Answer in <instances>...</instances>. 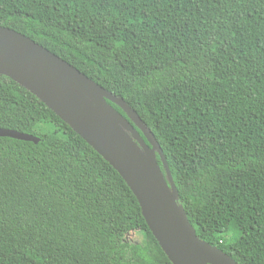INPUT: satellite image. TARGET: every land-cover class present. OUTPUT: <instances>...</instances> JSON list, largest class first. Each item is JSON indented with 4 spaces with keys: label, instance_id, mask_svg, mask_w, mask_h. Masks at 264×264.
Segmentation results:
<instances>
[{
    "label": "trees",
    "instance_id": "1",
    "mask_svg": "<svg viewBox=\"0 0 264 264\" xmlns=\"http://www.w3.org/2000/svg\"><path fill=\"white\" fill-rule=\"evenodd\" d=\"M0 26L122 98L196 236L264 264V0H0ZM0 128L38 138L0 137V264H172L119 173L1 73Z\"/></svg>",
    "mask_w": 264,
    "mask_h": 264
},
{
    "label": "water",
    "instance_id": "2",
    "mask_svg": "<svg viewBox=\"0 0 264 264\" xmlns=\"http://www.w3.org/2000/svg\"><path fill=\"white\" fill-rule=\"evenodd\" d=\"M0 73L30 90L110 163L136 197L149 230L172 264H237L196 236L185 210L176 203L178 192L158 142L122 98L34 40L1 26ZM109 102L123 110L151 147ZM0 137L38 142L30 134L6 128H0ZM155 150L162 158L171 190Z\"/></svg>",
    "mask_w": 264,
    "mask_h": 264
},
{
    "label": "rangeland",
    "instance_id": "3",
    "mask_svg": "<svg viewBox=\"0 0 264 264\" xmlns=\"http://www.w3.org/2000/svg\"><path fill=\"white\" fill-rule=\"evenodd\" d=\"M126 241L129 243H141L143 241V234L139 231H131L127 234Z\"/></svg>",
    "mask_w": 264,
    "mask_h": 264
}]
</instances>
